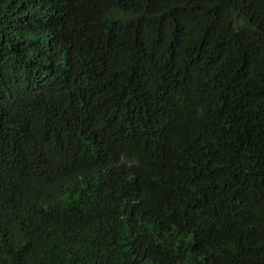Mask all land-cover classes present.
<instances>
[{
	"label": "trees",
	"instance_id": "1",
	"mask_svg": "<svg viewBox=\"0 0 264 264\" xmlns=\"http://www.w3.org/2000/svg\"><path fill=\"white\" fill-rule=\"evenodd\" d=\"M0 264H264V0H0Z\"/></svg>",
	"mask_w": 264,
	"mask_h": 264
}]
</instances>
